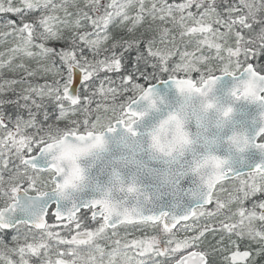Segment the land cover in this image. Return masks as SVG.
<instances>
[{
  "label": "snow or ice",
  "instance_id": "snow-or-ice-1",
  "mask_svg": "<svg viewBox=\"0 0 264 264\" xmlns=\"http://www.w3.org/2000/svg\"><path fill=\"white\" fill-rule=\"evenodd\" d=\"M0 13L17 17L0 24L7 29L0 42L13 37L0 52V230L16 233L13 246L0 248V264H77L78 250L90 252L79 258L87 264H255L254 255L264 256V200L245 206L264 193V162L239 172L211 157L216 171L203 180L200 202L177 215L103 197L65 206L53 154L54 131L102 143L93 129L107 120V132L122 126L136 135L143 113L131 104L154 105L150 85L161 77L203 95L221 76L244 78L243 92L233 87L232 96L264 101V63L251 62L264 55V0H0ZM5 69L19 75L3 78ZM9 106L27 118L6 115ZM245 147L264 151V128ZM38 154L47 158L43 167ZM49 193L56 199L48 202ZM121 228L155 234L128 239ZM209 236L219 237L218 246H206ZM245 240L254 252L240 249Z\"/></svg>",
  "mask_w": 264,
  "mask_h": 264
},
{
  "label": "water",
  "instance_id": "water-1",
  "mask_svg": "<svg viewBox=\"0 0 264 264\" xmlns=\"http://www.w3.org/2000/svg\"><path fill=\"white\" fill-rule=\"evenodd\" d=\"M236 83L237 79L230 75L221 76L210 93L221 104H231L235 110L232 123L223 130H213L218 141L213 146V150L221 156L228 157L229 166L234 170L248 172L257 163L264 162V151L249 147L238 152L227 144L226 137L233 128L245 130L250 138L255 137L261 127L260 113L264 111V107L256 102L233 97L231 90ZM150 86L153 96L160 98L158 108H149V101L146 99H137L132 103L131 107L137 112L146 111V115L133 126L136 135H132L122 126H117L113 132H106L109 150L99 160L84 162L89 167L88 186L75 193L72 199L62 201V204L70 207L73 200L84 202L98 198L101 191L111 184L114 171L120 173L125 183L134 181L139 187L141 195L138 197L126 192L114 193L117 199L123 200L129 207L138 205L146 212L164 211L179 215L200 202L198 194L202 191V186L198 177L186 169L191 164L192 158L202 152L203 148L186 154L176 163L155 157L148 148V130L175 107L178 99L177 89L171 80L163 79ZM190 127L193 131L196 130L195 124ZM129 160L132 162L128 163ZM37 161L43 167L47 158L38 154ZM170 170H174L175 179L166 181L165 174ZM181 172L182 174H178ZM21 195L27 201L28 197L23 193ZM31 195L34 194H28ZM46 199L50 202L56 197L49 193ZM16 216L23 217L24 212L17 210Z\"/></svg>",
  "mask_w": 264,
  "mask_h": 264
},
{
  "label": "clouds",
  "instance_id": "clouds-1",
  "mask_svg": "<svg viewBox=\"0 0 264 264\" xmlns=\"http://www.w3.org/2000/svg\"><path fill=\"white\" fill-rule=\"evenodd\" d=\"M243 80L244 78L237 80L234 86L239 88L241 93L245 88ZM210 93L211 91L207 95H203L187 88L184 90L177 89L178 99L175 107L148 130V148L151 153L169 163L179 162L186 154L197 152L198 148H203L202 152L197 153L192 158L191 164L186 169L198 177L200 186H203L204 179L216 171L211 157L226 160L227 165H229L228 157L221 156L213 150V146L218 142L213 130H223L232 123L235 111L231 104H221ZM241 99L256 102L264 107V101H255L250 97L247 99L242 97ZM152 100L155 101V104L152 105L148 100V107L151 109L158 108L160 98L152 96ZM226 112L227 114H225ZM140 113L143 115L135 118L134 125L146 115V111H140ZM260 121V128H264V111L260 113ZM107 123L108 121L105 120L93 129L95 133L103 134L102 143H97L95 140L81 141L73 137H65L63 130L53 132V142L56 145L53 154L58 157L57 163L63 168L58 179L62 184L66 183L64 193L69 200L75 193L86 188L90 182L89 167L84 162L99 160L109 150V141L105 135ZM192 124L196 126L195 131L190 127ZM246 138L251 140L245 130L233 128L226 137V141L231 148L239 152L241 149H247L245 147ZM127 162L131 163L132 161ZM198 165L199 167H197ZM178 174H182V172ZM164 178L166 181L175 179L174 170L168 171ZM129 185H134L136 191L128 192ZM125 192L129 195H141L139 187L134 181L125 183L120 173L114 171L111 184L101 191L98 198H107L122 205L124 201L117 199L114 193ZM89 254L88 250H78L77 264H87L86 260L79 258Z\"/></svg>",
  "mask_w": 264,
  "mask_h": 264
},
{
  "label": "rangeland",
  "instance_id": "rangeland-1",
  "mask_svg": "<svg viewBox=\"0 0 264 264\" xmlns=\"http://www.w3.org/2000/svg\"><path fill=\"white\" fill-rule=\"evenodd\" d=\"M1 24H3L2 22H0ZM194 76L196 74H193ZM113 80L116 82V85H118L120 83L119 79H114V77H112ZM138 78L139 76H137V82H138ZM128 95H131V93H128L126 94L125 96H128ZM120 100L117 102L119 103ZM108 115H111V113H108ZM63 127V125H61ZM5 176L7 177V173H5ZM225 187H230V184L228 185H225ZM261 200H264V193H257L255 196L249 198L248 201L245 202V206L246 207H251L253 203H256L258 204ZM3 203L2 200H0V204ZM1 206V205H0ZM125 232H127L129 235L127 236L128 239H132V238H137V237H142L144 235H151V234H155L153 232H151L150 230H139V229H135V228H128V229H124V228H121L120 229V235L121 237L124 236ZM15 231L12 230L10 232H7V233H0V248H3L5 245H8V246H13V242L11 240V237L13 235H15ZM191 233H178L179 236H183V235H190ZM110 235V233H109ZM235 238V237H234ZM219 239V237L217 236L216 238H213L212 236H209L207 241L205 242L206 246L207 245H213V246H218L217 245V240ZM101 244H105L107 245L108 242L105 241V240H101L99 241ZM257 247V245L252 242L250 245H249V242L247 240L244 241V243H242L240 245V249L241 250H252L254 252L255 248ZM209 251L211 250L210 248L208 249ZM14 259H18L17 257H13ZM214 259H216L217 261L219 260H222L223 257L222 256H219L217 255L216 257H214ZM253 259L255 261V264H264V256H253Z\"/></svg>",
  "mask_w": 264,
  "mask_h": 264
},
{
  "label": "trees",
  "instance_id": "trees-1",
  "mask_svg": "<svg viewBox=\"0 0 264 264\" xmlns=\"http://www.w3.org/2000/svg\"><path fill=\"white\" fill-rule=\"evenodd\" d=\"M169 2H173V0H169ZM176 2H180V0H176ZM235 3H239V0H234ZM16 3L18 4L19 3V0H16ZM192 11H196L195 7L193 6L192 8ZM39 13L37 12L36 15H38ZM261 15H264V13H262ZM6 19H13V20H16L17 17L14 15V14H3V13H0V22H4ZM1 24V23H0ZM258 27V26H257ZM0 30H4L6 31L7 29H0ZM120 34H123V32H121ZM12 43H13V37L9 36L7 37V41L6 42H0V52H5L6 53V49L8 48H11L12 47ZM59 46V45H57ZM191 47V46H190ZM5 58H7V54L5 56ZM251 62L255 65V64H261V63H264V55L260 56L259 58H255V59H252ZM14 63H19V59H17L16 61H14ZM27 63H29L32 67L35 66L34 62H31V61H27ZM131 67V65H129V68ZM19 74H14V73H11L9 71H7L6 69L4 70L3 72V78H16ZM109 75H112V74H109ZM112 77H114V79H118L117 76L113 75ZM164 78H167V77H161L160 79H164ZM38 79V82L40 83H43V80H40L39 78ZM155 80L151 81V83H153ZM138 82L141 83V84H145V86H147L146 82L142 79V78H138ZM9 97H10V94H9ZM9 97H6V98H9ZM10 98H14V97H10ZM127 96H124V97H119L117 102L119 100H123V99H126ZM93 107H95V104H93ZM49 112H52V107L51 105L48 106V109H47ZM5 112H6V115L8 116H11L13 119L15 118V116L17 114L19 115H22L24 116L25 118H27V112L23 109H17L16 107L14 106H9L5 109ZM42 119V114H41V117ZM49 122H52V121H49ZM11 124H9L10 126ZM184 254V253H182Z\"/></svg>",
  "mask_w": 264,
  "mask_h": 264
}]
</instances>
